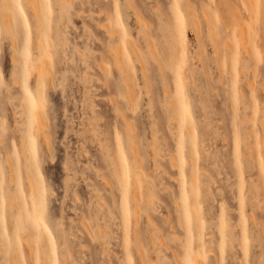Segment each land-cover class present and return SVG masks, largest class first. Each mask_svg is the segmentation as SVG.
<instances>
[{
	"label": "rangeland",
	"instance_id": "374dc122",
	"mask_svg": "<svg viewBox=\"0 0 264 264\" xmlns=\"http://www.w3.org/2000/svg\"><path fill=\"white\" fill-rule=\"evenodd\" d=\"M50 1V16L55 24L64 0ZM21 3L28 15L29 30L34 32L32 7L28 0H21ZM132 3L130 7L127 0H71L67 6L71 7L68 10L71 20L68 22L64 17L61 23L63 27L64 22H68L71 42L81 46L83 39H79V35L86 34L85 38L90 35V45L98 51L103 48L100 40L105 36L98 23L104 21V13L110 10L113 15L118 8L126 26L124 32L137 46L142 61L134 57V65L130 67L134 86L132 100L118 73L116 76L109 74L105 84L103 73L100 74L102 81L97 80L100 84L94 79L92 83L100 88L97 92L90 83L93 91L89 95L96 104L95 110L80 105L85 95L83 83L77 78L78 71H74L75 76L72 71L67 73L68 82L64 77L63 84H59L61 87L49 91L44 131L50 142L35 136V177L43 199L41 204H33L22 166L14 169L15 176L10 175V165L17 163L14 146L20 139L18 123L25 117L20 119L22 112L13 105L19 102L22 92L18 88V91L12 90L15 93L12 100L6 90L7 85L13 86L14 47L3 22L0 0V75L6 77V82L0 84V199H3L0 204V264H15L16 259L18 264H44L47 245L52 248L54 264H145L140 246L147 264H187L185 243L191 246V257L200 250L204 253L198 255L201 256L198 258L200 264H264V0H133ZM174 3H178L184 15L187 30L182 70L185 128L182 152L179 151L188 181L193 166L190 134L193 133L200 195L197 197L193 193L192 196L197 197L201 206L203 225L199 229L194 217L184 224L181 212L183 178L177 156L179 129L177 119L175 123L171 118L175 117L179 104L176 102L179 100L176 98L177 94L179 96L178 91L176 94V73L173 74L178 65L175 68L177 62L173 61L169 36L177 25ZM136 13L142 16L147 27L138 23ZM194 17L198 25L193 22ZM20 31L24 33L25 29ZM141 33L148 37L142 38ZM241 35L247 39L248 47L237 44L234 37L241 38ZM94 36L99 37L100 42ZM20 37L25 36L20 33ZM147 38L151 39L150 46L154 48L150 50L156 52V57L146 51ZM22 45L19 39V47ZM233 47L235 50L231 51ZM96 51L94 55L100 56ZM103 84L108 85L104 87ZM108 96L119 102V108L123 109L120 111L125 115L116 109L118 104L111 99L108 101ZM121 116L132 122L136 154L130 149L126 121ZM118 145L127 159L130 179L127 222L122 217V187L106 155L112 150V158L118 161ZM135 170L140 174L138 201L134 200ZM19 180L20 203L13 217L8 188L17 190ZM136 209H139L138 220ZM33 214L43 216L51 227L54 236L51 242L43 236L39 219L36 227L32 226ZM222 220L226 226L224 233ZM16 225L24 236H33L34 254L24 239L14 237ZM200 245L203 247L199 249ZM4 246L7 253L3 252Z\"/></svg>",
	"mask_w": 264,
	"mask_h": 264
},
{
	"label": "bare ground",
	"instance_id": "6f19581e",
	"mask_svg": "<svg viewBox=\"0 0 264 264\" xmlns=\"http://www.w3.org/2000/svg\"><path fill=\"white\" fill-rule=\"evenodd\" d=\"M28 1L32 7L31 9H32V13H33L34 23H35L34 32H32V30H29L28 15L22 6L21 0H1L2 12H3V22H4L6 30H8L9 33L11 34V40H12L13 47H14V52H13V56H12L14 68H13L12 76H11L12 80H13V86L10 87V85H7V89L6 88L5 89L7 90L9 95H11L12 100L15 96V93L11 92L12 90H14V89L17 90V88H18L19 91L22 92L21 97L19 98L20 99L19 102L17 101V103H15L16 102L15 100H14L15 102L14 101H12V102H14L13 103L14 107L15 108L19 107V109L21 110V112L23 114L22 115L20 113L21 116L18 114L20 116V119L22 116L25 117L24 120H21L18 123L19 124L18 130H19V135H20L19 138L20 139L18 141V145L14 146V149H15L14 151H15L16 156H17V159H16L17 163L15 162L16 163V164L14 163L15 165L11 164L9 168H11L10 175L13 176L14 175V169L16 171L19 169L20 166H22V168L24 169L25 174H26V179H27V183H28V187H29V191H30V195H31V201L33 204H41L42 199H43V192H42V189L40 187L38 180L35 177V167H36L35 165L37 164V160H36L37 159V156H36L37 150H36V145H35V136H36V138L40 137V139H42L44 137L48 143L50 142L49 135L44 131V128L46 127V124H47V121L45 123L46 118L44 117L45 113H46L45 109L47 106L46 96L49 95V91L54 90V87H55V89L57 88V86L61 87V85H59V84L64 81V79H63L64 77H65V81L67 79V82H68L69 79L66 78V77H68L67 73L72 71V73L74 74L73 76H75L74 71L75 72L78 71V77L77 78H80L82 83H83V89H82L83 91L82 92H83V96L85 95V99L84 98L82 99L83 104H80V105H83L85 107L87 106V107H90L91 109L95 110L94 108H95L96 104L93 102L89 93H90V91H93V90H90L91 88H95L94 90L96 92L98 91L97 88L98 89H100V88L97 87V85L95 87V85L92 83V81L94 82V79H95V81L100 80L101 79L100 74L103 73V75H106V76H104L106 78L103 80V83L105 84L106 82L108 83L107 76L109 74L113 73L116 76L118 73L121 77V80H122L124 86L126 87V91L129 95V98H131V100H132L133 99L132 94L134 92V86H133V84L131 82V78H130V67H131V65L132 66L134 65V63H133L134 57H136V60H139V61H142V59L140 57V53L138 51L137 46L133 43V41L124 32L126 26H125L124 20L122 19L121 15L119 14V10L117 7H116L117 11L114 10V12H116V13L114 14V12H113V15L110 12V10H108L109 11V13H107L108 15L106 13H104L106 16L104 17V21L102 20L103 22H99L98 19L96 20L97 21L96 23L99 22L98 25L101 26V28H103L104 32L103 31L102 32L105 33L103 40H100L101 45H103L102 50L98 51V49H96L98 52H100V56L97 57L94 55L95 54L94 51H96V50H93L92 49L93 47H91V45H90L91 44L89 41L90 35L88 36L89 38L88 37L85 38L84 35H86V34H82V33L80 35L78 34L79 35L78 38L83 39V41L81 40L82 41L81 46H79V44L76 42L75 43L71 42V40H70L71 37L69 38V36H68L69 24H67V23L71 20V16H70L71 14L68 10L71 7L67 8V6H70L69 3H71V0H69L70 2L68 0H64V1L62 0L63 3L61 6V9H60L61 13H60V16L55 20V24L52 23L51 16H50V10H49V7L51 5L50 0H45V2H44V0H28ZM132 1L127 0V3L130 7L133 6V3L131 4ZM106 3L108 4V2H106ZM174 4H175V14L177 16V17L175 16V19L177 18L176 19L177 21L176 20L175 21L177 22V25H176L175 29H172L174 26L173 23L171 24L173 26H171L170 24H168V25L171 26L170 28L173 31L172 33L171 32L169 33V36L171 35V39H172L173 61L177 62V63L174 62L175 68H177V65H178V68L175 69L176 71H173V74L174 73L177 74V76H176V74L174 75V78L175 77L177 78L176 87L178 86V89H176V94L179 92V96L177 94L176 98L178 97L177 100L178 99L179 100L176 102H178L179 104L177 106V111L174 114L175 117H171V118H173L174 120L177 119L178 124H176V125L179 129L178 140H177V156H178L179 162H180L179 167H181L180 173H182L181 176L183 178L182 182L180 180V182H181V192H180L181 198H180V200L182 201V209H183L181 212H183L182 216L184 217V224L188 223L189 220L191 219V217H194L196 226L199 229L200 226L203 224H202V219L200 217L201 206H200V203L197 201L198 199H196L200 195V188L198 185V177H197L198 168H197L196 163L194 161V157H195L194 153L196 150V147H195L196 145H195V135L193 133H190L191 134V143H192L191 148H192V153H193L191 156V158H192L191 161H192L193 166L190 169L191 173H190V177H189L188 181H186L185 177H184V171H183L184 159L180 157V151H179V150H181V152H182V147H183L182 146L183 145L182 136H183V129L185 128V126H184L185 125L184 124V113H183V103L185 100V98H184L185 97V94H184L185 84H184V76H183L182 70H183V67L185 64L184 45H185V42L187 40V30H186V21L184 19V15L180 11V9L178 7V3H174ZM106 5H104V6L106 7ZM104 9H101V10H103L104 12L105 11L108 12L107 9H109V8L107 6V9L106 10H104ZM114 9H115V7H114ZM101 10H100V12H101ZM204 11H207V10H204ZM205 14H206V12H205ZM78 15H80V14L78 13ZM136 15H137V13H136ZM208 15L209 14L207 13V16ZM207 16H205L206 19H209L210 16L208 18H207ZM64 17H67V19H69V20H67L68 21L67 23L64 22V26L62 27L61 22L63 21ZM137 17H138L137 18L138 23L141 24V26L143 28L147 27L146 24L144 23V20H142V16H140L141 17L140 18L137 15ZM18 22H19V24H18ZM193 22L196 25H198V22L195 19V17L193 18ZM208 22H210V21H208ZM84 26H85V24H84ZM86 27H87V29H89L88 25ZM86 27H84L85 30H86ZM210 27H211V25H210ZM23 28L25 29L24 33L22 31H20ZM211 29H212V27H211ZM238 29L240 30L241 28H238ZM83 31H84V29H83ZM90 31L93 33V30L90 29ZM19 32L21 33V36L23 34V36H25V37H20ZM140 32H143V31H140ZM144 32L147 33V35L149 36L147 31H144ZM145 33H143V34H145ZM210 33H212V31ZM30 34H32V35H30ZM94 35H95V33H94ZM147 35H145V36L143 35L144 37L142 36V38H145ZM212 35H213V33H212ZM238 35L240 36V34H238ZM72 36H74V35H72ZM239 36L234 37V38H236L237 44L242 45V46L244 45V47H246L247 44L245 41V39H246L245 36L241 35V38H239ZM212 37H211V39L212 40L214 39V43H215V38H212ZM18 38L21 40V45H22V42L25 41V42H23L24 45L19 47V39ZM22 38H24V40ZM92 38H91V42H93ZM95 38H96L95 40L99 41L97 39L99 37H95ZM148 39L149 38H147V40L145 39L147 42L143 39L144 42H146V44H145L146 51L148 52V54L152 53V55L154 54L153 56L156 57V52H153L152 50H150V49L154 48V47L151 48L152 46H150L151 45V42H150L151 39H149V40ZM75 40H76V38H75ZM149 42H150V44H149ZM71 43H73V45ZM71 45H72V47H71ZM92 46H93V44H92ZM229 46H231V45H229ZM232 46H234V45L232 44ZM234 47H236V46H234ZM234 47L231 48L230 50L234 51L235 50ZM69 49H71V52H69ZM19 51H21L20 52L21 55L18 54ZM97 51H96V53H97ZM248 52H249V48H248ZM97 55H98V53H97ZM248 55H250V54H248ZM91 57H92V60H90ZM141 65H142V69H144V72H145L146 70H145V68H143L144 63ZM145 74H146V72H145ZM70 75H71V73H70ZM162 75L164 76V74H162ZM5 78L6 77L1 73V75H0V84L1 85H3L6 82ZM74 78H76V77H74ZM164 78H165V76H164ZM60 79L61 80L63 79V80L59 81ZM100 81H102V80H100ZM98 82L99 81H97V83ZM69 83H70V81H69ZM90 83H92L94 86L91 85ZM100 83L101 82H99V84ZM104 84H103V86H104ZM90 85H91V88H90ZM107 85H105V86H107ZM165 86H166V84H165ZM109 87H107V88H109ZM35 88L37 90L34 92L33 90ZM120 88H122V87H120ZM102 89H104V88H102ZM61 90L64 91V88ZM19 93H16L17 97L20 96ZM108 93H110V92L108 91ZM103 95H105V94L102 93V96ZM108 97H109V99H108L109 102L114 101L113 103L118 104V107L115 104L114 105H115L116 109L120 111V109L122 107L119 108V102L118 103H117V101L115 102V100L112 96H111V98H110V96H108ZM98 98L99 97H97V99ZM110 99H111V101H110ZM172 102L174 103V101H172ZM113 103H111V104H113ZM172 109H173V111H175L174 107H172ZM121 110H123V109H121ZM172 112H171V114H172ZM121 114H122V116L125 115L122 112H121ZM125 117H122V119H124V121H126ZM128 121H130V120L127 119V121L124 123L125 124L124 126H126L125 131H126L127 139L129 140V143H130V149L133 152V154L134 153L136 154L137 149L135 146L136 145L135 144L136 140L134 138L135 134L133 136L134 132L132 133V127L130 124L132 122H128ZM175 123H176V120H175ZM47 129H48V127H47ZM188 130L190 132L189 128H188ZM104 134H106V132H104ZM98 135L101 136V134H98ZM102 135H103V133H102ZM100 136L99 137L96 136V137H98L100 139ZM155 139H157L156 134H155ZM105 141H107V140H104V142ZM119 141H120V138L118 137L117 142H119ZM157 141H158V139H157ZM104 142H102V143L104 144ZM106 147L108 148V146H106ZM104 149L106 150V148H104ZM110 152H112V150H108L106 155H107V157H109V160L112 161L113 167H114V175H115L119 185L122 187L121 188V190L123 191V193H122L123 202L122 203L124 204L123 205V211H122V217H123V220H125V222H127L128 218L130 216V211H129L128 204H127L129 187H130L128 163H127L126 157L124 156L123 150L121 149V147L119 145H118V148L116 149V155H118L117 156L118 161H116V159L114 157L112 158L113 155L111 156ZM157 152L159 153V150ZM112 154H114V153L112 152ZM6 161L9 162L8 156L6 158ZM174 161L175 160H173V162ZM138 174H139V171L135 170L134 175H133L134 200L135 201H138L140 199V195H139L140 192L138 190V188H139L138 184L140 182L138 176L140 174L139 175ZM9 178L11 180V177H9ZM12 178H13L12 180L14 181L15 177H12ZM10 183H12V182H10ZM20 187L21 186H20V180H19L17 190L12 191L11 189L8 188V190H9L8 191V193H9L8 203H9V206L11 209V215L13 217L17 215V211H15V209L19 208ZM192 194L193 195L197 194L198 196L193 197ZM152 200H154V198ZM1 203H3V199H0V204ZM138 210L139 209L135 210L137 220L139 219ZM30 219L32 221V226H35V227H36L37 219L40 220V227L43 230V236L44 237L46 236L47 241L51 242V240L54 238L53 231H52L51 227L49 226V224L46 221H44L43 216H38V215L33 214ZM221 224H220L221 225V231H222V233H224L226 226H225V223L223 220L221 221ZM14 232H15L14 237L17 239H24L28 243V244L26 243L28 245V247L30 246L31 252L34 254L35 250H36V244L34 242L33 236L31 234H27L26 236H24L22 230H20V228H19V225H16ZM199 240L202 242V233L201 232L199 235ZM156 242H158V241H156ZM184 245H185V250H186V255H187V260H186L187 264H200L201 261L198 258L203 256L204 253L200 250V251L196 252L194 256L191 257V254L193 253V251L191 250V246H189L188 243L187 244L185 243ZM202 247L203 246L200 245L199 249ZM44 249H45V251H44L43 263L44 264H54L53 256L51 253V250H52L51 246L47 245V246H45ZM139 250L143 256V262L145 264H147V261L145 259V255H144V251H143L141 246H140ZM3 252L7 253V247L6 246H4ZM200 254H201V256H198ZM15 264H18L17 259L15 260Z\"/></svg>",
	"mask_w": 264,
	"mask_h": 264
}]
</instances>
